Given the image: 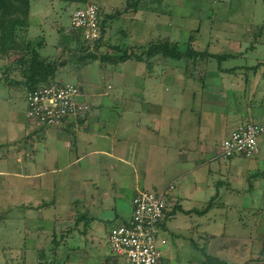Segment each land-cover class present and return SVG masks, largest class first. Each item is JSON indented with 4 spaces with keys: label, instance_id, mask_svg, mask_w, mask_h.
<instances>
[{
    "label": "rangeland",
    "instance_id": "obj_1",
    "mask_svg": "<svg viewBox=\"0 0 264 264\" xmlns=\"http://www.w3.org/2000/svg\"><path fill=\"white\" fill-rule=\"evenodd\" d=\"M126 1L87 0L86 3L75 7L73 4L56 1L33 0L30 5L31 27L27 38L44 43L39 50L40 55L64 61V65L56 74V80L81 86L85 94L93 96L85 100L98 105L105 115L114 117L110 114V109L113 111L137 106L136 102L130 100L134 92L146 98L147 95L160 96L159 99L166 107L179 108L181 114L178 117L181 125L186 127V132L189 125L193 126L194 135L195 125L199 119L198 110L201 104L199 99L204 94L215 92L214 90L221 83L225 88H229L230 84L234 88V85L238 84L240 88L236 91L239 94L234 98L235 100L230 98V102H236L240 108L250 106L251 110L264 117V66H261L255 74L243 69L264 63V28L262 32L260 29L264 24L263 0H176V2L175 0H143L139 2V9L132 21L129 22L128 17L122 16L113 19L112 30L109 27L111 22L107 26L111 46L117 44L142 46L157 39L167 38L184 51L187 47V38L193 36L192 46L195 50L207 49L212 54H231L235 55V58L220 62L216 59H208L205 62L198 60L192 63L186 60L155 57L151 60L152 68H147L145 63L134 61L113 65H103L99 61H93L76 71L74 59L77 53L73 45L57 44L58 32L69 26V15L75 10L74 8L93 3L101 8L102 14L112 15L118 10L123 11ZM130 13L132 11L126 12L127 15ZM119 27H122L127 35L118 33ZM24 43L25 41L22 40L16 41L13 51L8 52L4 57L0 56V68L11 64L12 60L22 53L21 48ZM104 51H108L106 46L101 48V52ZM218 66L224 70L234 67L239 69L230 73L219 71ZM71 73L76 74L77 77H73ZM179 73L181 75L177 79L181 81H178L180 83L178 89L175 87L177 82L175 80ZM10 77L20 79L17 71L11 72ZM245 79L248 80L246 85ZM256 83H258L257 90H253ZM233 88L230 91L233 92L235 90ZM243 89L251 90L243 94ZM24 95L23 88L7 87L0 80V144H2L0 155L5 156L0 168L7 169L9 173L14 169L12 154L18 146L26 151L30 147L28 138L30 124L25 117ZM151 99L150 97V101ZM191 108L193 113L190 112ZM14 119L21 121V128ZM224 137H226L224 131L217 134L212 132L211 137L206 141L213 154H206L204 160L214 158L210 167L213 173H208L207 166L201 167L202 163L199 161L197 178L193 176V182L208 185L207 200L218 193L216 194L218 206L203 217L193 215V222H200L203 231L205 229L214 231L217 236L209 242H203L202 239L193 236L196 244L190 246L184 239L176 241L175 238L166 235V247L173 255V260L171 258L172 261L170 260L168 264H201L207 258L205 254L213 256L209 264H215L214 260L224 262L225 240L221 236L223 222L229 230L238 228L241 234L245 231V249L242 251L246 255V264H254L253 261L256 264H264V177L258 175L264 172V133L257 139L259 153L254 158L216 157V147ZM13 138H16V142L12 141ZM7 142L9 145H6ZM23 165L27 166L24 163ZM127 181L135 182L133 173ZM161 181L159 178L155 179L158 185ZM0 183L5 184V188L0 190V264H37V253L33 248L52 247L49 242L50 233L53 226H60L61 220L58 218L60 212L59 210L44 212L50 215V218H45L40 225L42 231L48 235L41 234L34 240L30 213L15 205L22 197V194L14 189L17 180L6 176L0 178ZM138 185L142 187L144 182L139 180ZM123 190V194L115 199L114 207L126 213L130 189L125 187ZM141 190L161 192L159 186L153 187L151 184H146ZM207 200L201 206L194 203L193 208H203ZM222 204L225 206L222 207ZM75 212L77 213V210ZM54 216L58 220H54ZM211 222L215 224L211 225ZM225 236L232 235L226 232ZM164 249H161V254L165 262L169 258V252H165ZM49 260L54 264L62 262L61 258ZM119 260L122 262V259Z\"/></svg>",
    "mask_w": 264,
    "mask_h": 264
},
{
    "label": "crops",
    "instance_id": "obj_2",
    "mask_svg": "<svg viewBox=\"0 0 264 264\" xmlns=\"http://www.w3.org/2000/svg\"><path fill=\"white\" fill-rule=\"evenodd\" d=\"M135 15L136 12L132 11L130 15L123 13L119 18L126 16L130 22ZM112 21L109 24L111 30ZM29 23L31 27L30 20ZM117 32L127 35L122 27ZM71 75L77 77L74 73ZM180 75L179 73L176 79ZM175 81V87L179 89L178 81L181 80ZM231 86L230 84L229 88H225L220 83L215 92L201 96L194 135L193 126L189 125L186 132V127L181 125L179 108L166 107L159 99L160 96L147 95V99L134 92L130 100L138 105L113 111L110 109V114L114 116L111 117L103 114L98 105L85 100L93 96L85 94L81 86H77L80 91L78 100L89 106L86 113L53 128L28 120L29 150L18 146L12 154L14 169L9 173L7 169L0 168V178L8 176L17 180L14 189L22 197L15 205L30 213L34 240L41 234L48 235L42 231L40 225L45 218H50L44 212H62V215L57 214L61 220L60 226H53L50 233L49 242L52 246L57 245L54 248H33L37 253V263L38 258H61L60 264H123L119 257L109 251L107 234L111 228L129 221L132 199L136 191L144 189L146 184L159 186L160 191L167 192L164 217L160 224L162 238L166 240L165 236L170 235L176 241H188L190 246L196 244L193 236L203 242L213 241L217 236L214 231H203L200 222H193V215L199 218L207 215L193 213V209H197L193 208V204L201 206L209 195L207 184L193 182V176L197 178V171L200 169L197 163L201 161V167L207 166L208 173H213L210 167L214 158L204 160L206 154H213L206 141L212 132L217 134L224 131L227 137L239 124L247 120L264 119L263 115H258L247 106L241 109L236 102L231 103L230 98L235 100L239 94L236 89L240 88L236 84L232 92ZM254 86L253 90H257L258 83ZM250 90L243 89L242 93ZM190 112L193 113L192 108ZM14 120L21 128V121ZM15 140L16 138L12 139ZM4 158L5 156L0 155V163H3ZM131 173L135 182L127 181L131 178ZM157 178L162 180L160 185L155 183ZM139 180L144 182L142 187L138 185ZM71 185L72 188L69 187ZM125 187L130 189L126 213L114 207L115 199L123 194ZM4 188L5 184L0 183V190ZM223 205L225 206L222 204V207ZM55 218L54 216V220H58ZM222 227L221 236L225 240L223 261L226 264H246V255L242 251L245 249V231L242 235L238 228L229 230L225 222ZM226 232L232 236H225ZM166 245L167 240L160 250L165 248V252H169V258H165V264H168L171 258L173 260V255ZM253 263L256 264L254 261Z\"/></svg>",
    "mask_w": 264,
    "mask_h": 264
},
{
    "label": "trees",
    "instance_id": "obj_3",
    "mask_svg": "<svg viewBox=\"0 0 264 264\" xmlns=\"http://www.w3.org/2000/svg\"><path fill=\"white\" fill-rule=\"evenodd\" d=\"M31 1L33 0H0V56L4 57L8 52L13 51L16 41H25L23 47L21 48L22 53L17 58H14L11 64L0 68V80L7 87L13 86L23 88L25 94L42 85L62 83L56 80V74L64 65V61L51 59L40 55L39 50L44 43H42L40 40L32 41L27 38L30 30L29 20ZM46 1L73 4L75 7H79L80 5L86 3L87 0ZM140 1L143 0H127L124 10L121 12L118 10L112 15L102 14L103 12H101V8L98 7L100 18L99 37L91 44L84 41L79 30L69 32H65V28L59 30L57 44L65 43V45H73L74 51L77 53V56L74 59L76 71L92 63L93 61H99L103 65H113L127 61H134L145 63L147 68H152L153 63L151 60L155 57L172 60H186L192 63H195L198 60L205 62L208 59H216L217 62H220L236 57L235 55L231 54H212L207 49L203 51H197L192 46L193 36H189L187 38V47L184 51H181L175 42H172L167 38L157 39L156 41H151L142 46L131 47L118 44L111 46L108 40V23L123 13L129 11L136 12L139 9ZM263 28L264 24L260 27L261 32ZM254 40L256 41V37ZM104 46H106L108 51L101 52V48ZM261 66H264V63H257L254 66L244 67L243 69L252 71L253 74H255ZM238 69L239 67H234L224 70L218 66L219 71L230 73H234ZM13 71L18 72L20 79H12L10 77V73ZM190 75H192V73H190ZM244 83L246 85L248 80L245 79ZM258 175L264 177V172ZM217 206V195L215 194L207 201L203 208L199 210L193 209V213L197 215H204ZM56 245L57 244H53L52 247L54 248ZM210 260L211 258L207 257L203 263L209 264ZM43 263L54 264L51 260L49 261L45 258H38L37 264ZM214 263L226 264L220 260H214Z\"/></svg>",
    "mask_w": 264,
    "mask_h": 264
},
{
    "label": "built area",
    "instance_id": "obj_4",
    "mask_svg": "<svg viewBox=\"0 0 264 264\" xmlns=\"http://www.w3.org/2000/svg\"><path fill=\"white\" fill-rule=\"evenodd\" d=\"M99 20L97 5L89 3L72 11L69 26L64 31L79 30L84 41L91 44L99 37ZM79 94V88L70 83L39 86L24 96L25 117L47 128L62 126L89 110L87 103L78 100ZM263 133L264 119L245 121L217 145L215 155L221 159L254 158L259 153L257 139ZM166 195V191H136L129 221L109 230L108 249L121 258L123 264H165L160 248L166 240L160 236V223Z\"/></svg>",
    "mask_w": 264,
    "mask_h": 264
}]
</instances>
